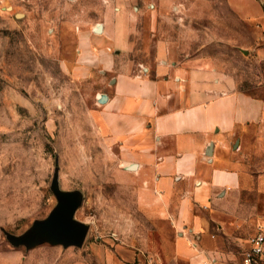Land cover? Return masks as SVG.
<instances>
[{
    "label": "rangeland",
    "instance_id": "1",
    "mask_svg": "<svg viewBox=\"0 0 264 264\" xmlns=\"http://www.w3.org/2000/svg\"><path fill=\"white\" fill-rule=\"evenodd\" d=\"M263 6L262 0H0V264H110L118 246L146 254L141 179L117 171L96 140L87 115L95 78L80 82L71 74L84 35L120 15L134 28L123 58L143 62L163 43L173 56H197L259 96L264 56L255 49L262 45ZM56 168L60 189L82 194L75 219L89 226L83 245L12 247L5 232L21 235L56 206ZM241 203V214L264 223V191H242ZM203 245L221 262L238 264L242 247ZM151 246L171 253L169 244Z\"/></svg>",
    "mask_w": 264,
    "mask_h": 264
},
{
    "label": "crops",
    "instance_id": "2",
    "mask_svg": "<svg viewBox=\"0 0 264 264\" xmlns=\"http://www.w3.org/2000/svg\"><path fill=\"white\" fill-rule=\"evenodd\" d=\"M108 21L83 36L71 74L95 78L87 115L96 140L117 171L135 173L144 187L146 254L118 246L110 264H202L206 256L228 264L203 245L218 242L242 247L241 264L248 228L259 225L241 214V192L264 191V94L163 43L143 62L125 59L134 28L120 15ZM259 21L264 28V13ZM257 32L255 53L264 56V29ZM166 244L169 255L151 246Z\"/></svg>",
    "mask_w": 264,
    "mask_h": 264
},
{
    "label": "water",
    "instance_id": "3",
    "mask_svg": "<svg viewBox=\"0 0 264 264\" xmlns=\"http://www.w3.org/2000/svg\"><path fill=\"white\" fill-rule=\"evenodd\" d=\"M100 31L101 25L96 32ZM51 191L56 199V206L45 219L35 220L25 232L18 236L5 232L12 247H24L29 250L43 244L64 248L83 245L89 226L75 219V212L82 203V194L79 191L60 189L57 168L52 180Z\"/></svg>",
    "mask_w": 264,
    "mask_h": 264
},
{
    "label": "built area",
    "instance_id": "4",
    "mask_svg": "<svg viewBox=\"0 0 264 264\" xmlns=\"http://www.w3.org/2000/svg\"><path fill=\"white\" fill-rule=\"evenodd\" d=\"M247 248L242 253L241 264H264V223L259 224L247 239ZM145 264H162L158 258H148ZM202 264H216L215 259L206 256Z\"/></svg>",
    "mask_w": 264,
    "mask_h": 264
},
{
    "label": "bare ground",
    "instance_id": "5",
    "mask_svg": "<svg viewBox=\"0 0 264 264\" xmlns=\"http://www.w3.org/2000/svg\"><path fill=\"white\" fill-rule=\"evenodd\" d=\"M100 27V25L97 27V29ZM97 29H95L97 31ZM131 169V168H130Z\"/></svg>",
    "mask_w": 264,
    "mask_h": 264
}]
</instances>
